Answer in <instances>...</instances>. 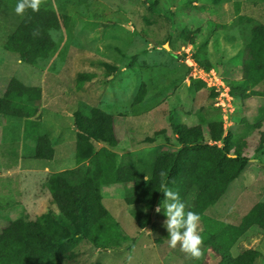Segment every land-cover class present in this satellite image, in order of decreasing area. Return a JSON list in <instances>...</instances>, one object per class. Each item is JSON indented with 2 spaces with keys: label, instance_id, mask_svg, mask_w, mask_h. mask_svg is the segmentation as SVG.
I'll use <instances>...</instances> for the list:
<instances>
[{
  "label": "rangeland",
  "instance_id": "obj_1",
  "mask_svg": "<svg viewBox=\"0 0 264 264\" xmlns=\"http://www.w3.org/2000/svg\"><path fill=\"white\" fill-rule=\"evenodd\" d=\"M233 1L41 0V7L60 12L61 29L50 32L57 49L49 59L32 66L0 49V97L10 78L41 88L39 132L48 135L55 157L23 159V122L0 117V231L7 220L22 216L34 219L48 210L57 212L45 182L61 168L59 164L67 167L74 163L76 129L72 116L81 103L112 117L118 139L113 150L120 163H135L136 180H142L146 171L152 172L155 154L166 139L177 147L173 126L191 127L199 116L206 119L218 115L224 135L244 137L242 155L248 160L240 176L204 212L206 223L197 230L202 239L199 260L187 256L179 244L170 248L158 243V230L141 232L124 202L129 186L120 184L103 186L100 193L102 204L127 240L110 252L94 250L80 241L78 254L68 264H219L207 253V241L213 240L217 224L238 225L255 204L264 201V142L259 147L264 123L247 130V124L242 123V102L230 97L226 87V80L241 79L242 53L253 23L219 28L238 15L264 24V0H237L243 2L237 16ZM14 8L7 3L10 10L2 17L7 25L0 28V43L24 17L15 14ZM205 63L213 70L204 72ZM188 66L194 68L189 72ZM79 73L95 77L78 91ZM197 79L205 83L199 90L195 88ZM143 84L145 96L134 104ZM263 89L264 85L258 84L247 93ZM203 133L207 136L206 126ZM149 139L153 141L146 143ZM99 147L95 144L96 149ZM160 216L161 212L152 216V221ZM248 249L262 255L254 264H264L263 235L247 233L231 249L230 257Z\"/></svg>",
  "mask_w": 264,
  "mask_h": 264
},
{
  "label": "trees",
  "instance_id": "obj_2",
  "mask_svg": "<svg viewBox=\"0 0 264 264\" xmlns=\"http://www.w3.org/2000/svg\"><path fill=\"white\" fill-rule=\"evenodd\" d=\"M7 3L15 7L17 0H0V11ZM242 3L233 1L236 16ZM243 23H253V26L242 53L241 79L226 80V87L230 97L242 102V123L252 131L264 123V89L247 93L258 84L264 85V24L238 15L229 25H219V28ZM59 29L58 12L41 6L35 13L26 10L22 21L6 34L2 47L6 52L18 55L21 63L32 66L49 59L56 51L57 45L50 32ZM202 67L204 72L213 70L209 63ZM187 69L190 72L192 67ZM94 77V74L79 73L76 90H81L84 83ZM194 82L197 90L205 86L201 79ZM145 93L143 84L134 104L140 103ZM41 98L40 87L26 86L15 78L9 79L4 96L0 97V117L24 124L21 157L26 160H51L54 156L49 137L39 132ZM72 118L76 129L75 168L52 173L45 182L57 212L48 210L34 219L22 216L7 220L0 231V264H68L78 254L76 246L80 241L87 242L94 250L120 249L127 237L102 204L100 191L103 186L128 185L124 202L129 215L139 230L150 227L154 231L151 217L158 205H161L163 215L161 185L164 184L179 193L186 211L199 214L201 219L197 229H200L201 223H206L204 212L240 176L248 160L242 155L245 145L242 135H224L218 115L206 119L199 116L194 126L172 127L177 147L166 139L154 158L150 176L146 180H136L135 163H120L113 150L118 139L111 116L81 103ZM204 126L207 136L203 133ZM259 133L260 147L264 142V130ZM151 141L153 139L145 142ZM95 144L101 147L96 149ZM217 228L211 236L213 240L207 241V253L211 258L218 259L219 264H254L262 257L258 251L248 249L235 258L230 257V251L247 233L264 236V201L255 204L238 225L218 223ZM164 240L167 239L163 237L157 242Z\"/></svg>",
  "mask_w": 264,
  "mask_h": 264
},
{
  "label": "clouds",
  "instance_id": "obj_3",
  "mask_svg": "<svg viewBox=\"0 0 264 264\" xmlns=\"http://www.w3.org/2000/svg\"><path fill=\"white\" fill-rule=\"evenodd\" d=\"M41 0H17L14 8L15 14L23 16L26 10L38 12ZM34 35L37 33H33ZM163 193V227L167 232V243L170 248L179 244L181 251L192 259L199 260L202 256V239L197 233L200 216L193 211L185 210V203L177 191L161 185ZM157 213L161 212V205L155 208Z\"/></svg>",
  "mask_w": 264,
  "mask_h": 264
},
{
  "label": "crops",
  "instance_id": "obj_4",
  "mask_svg": "<svg viewBox=\"0 0 264 264\" xmlns=\"http://www.w3.org/2000/svg\"><path fill=\"white\" fill-rule=\"evenodd\" d=\"M253 4V3H252ZM255 4V3H254ZM6 6H7V4L6 5H4L3 6V8L1 9V11H0V28L2 29L3 27H5V25H7V23H5V18L2 20V17H3V15L5 14V13H8V10H10V9H6ZM14 12V11H13ZM58 13H60V12H58ZM2 45H3V42H1L0 43V49L3 51V52H6L4 49H3V47H2ZM18 56V55H17ZM18 62H20V60H19V57H18V60H17ZM44 135V134H43ZM48 136V135H47ZM76 141V140H75ZM157 154V153H156ZM155 154V155H156ZM118 155V154H117ZM75 156V155H74ZM121 156H125L124 155V153L121 155ZM55 157V156H54ZM63 165V166H62ZM59 167L61 166V168L58 170V171H55V172H53V173H57V172H61V171H64V170H69V169H73V168H75V157H74V163L73 164H70V165H67V167H65V164H59L58 165ZM39 167V165H34V168H38ZM62 168H64V169H62ZM150 173L151 172H149V171H146L143 175H142V179H144V180H146L149 176H150ZM162 209V208H161ZM154 215L153 216H156L157 215V212L155 211V209H154ZM161 218H163V221H164V219H165V217L162 215V211H161V216H160V218H157V217H155L154 219H153V223H154V225H155V228H154V231L157 233V230L159 231V233H161V236L160 237H158L157 239H163V237H165V238H167L166 236H165V233H167L166 232V229L163 227V226H161L162 224H163V221L162 222H160V219ZM160 223H162L161 225H160ZM156 224H158V225H156ZM149 229H150V227H147L145 230H140L141 232H146V234L148 233V231H149ZM197 230H199V229H197ZM151 231H153L152 229H151ZM164 243H166V245H168V243H167V240H164L163 242H162V244H164Z\"/></svg>",
  "mask_w": 264,
  "mask_h": 264
},
{
  "label": "built area",
  "instance_id": "obj_5",
  "mask_svg": "<svg viewBox=\"0 0 264 264\" xmlns=\"http://www.w3.org/2000/svg\"><path fill=\"white\" fill-rule=\"evenodd\" d=\"M191 67V66H190ZM192 68H194V67H192Z\"/></svg>",
  "mask_w": 264,
  "mask_h": 264
},
{
  "label": "water",
  "instance_id": "obj_6",
  "mask_svg": "<svg viewBox=\"0 0 264 264\" xmlns=\"http://www.w3.org/2000/svg\"><path fill=\"white\" fill-rule=\"evenodd\" d=\"M75 128V127H74Z\"/></svg>",
  "mask_w": 264,
  "mask_h": 264
}]
</instances>
